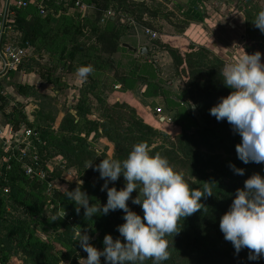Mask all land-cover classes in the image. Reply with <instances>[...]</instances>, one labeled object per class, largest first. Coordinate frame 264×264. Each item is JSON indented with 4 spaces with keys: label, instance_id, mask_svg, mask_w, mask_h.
Listing matches in <instances>:
<instances>
[{
    "label": "trees",
    "instance_id": "trees-1",
    "mask_svg": "<svg viewBox=\"0 0 264 264\" xmlns=\"http://www.w3.org/2000/svg\"><path fill=\"white\" fill-rule=\"evenodd\" d=\"M84 1L93 5L94 11L91 12L93 14L88 17L78 12L74 0H49L47 2L34 0L28 1L27 5L17 9L13 20L15 30L21 37L22 46H36L39 50L49 51L54 48L57 50L59 46H62L59 57L61 60L63 57L66 58L67 65L72 68L71 70L76 71L78 67L84 65H91L94 68V72L78 87L80 95L74 108L80 117L76 118L69 113L58 125H53V122H49L48 124H39L37 126L36 131L42 141L40 150L46 149V142H55L63 148V152L70 162L69 166L71 165L82 171L83 180L88 181L93 176L97 179L91 191L87 192L81 185L82 189L89 196H96L106 200L107 197L102 194L98 195L104 181L99 178L98 171H93L92 167L86 168V163L87 161L88 163L93 161V164H98L102 157L107 158L110 156L98 153L85 137L75 134L76 128L81 124L84 117L85 121L93 127L89 126L88 132L97 133L99 129H102L106 138L115 145L116 153L113 158L116 159L122 160L127 157L132 148L130 142L133 144L138 142L147 144L150 141V136L158 131L138 117L136 109L127 102L120 100L111 101L106 93L110 79L115 82V85L119 84V90L123 92L135 89L136 84L143 82L144 84H149V86H154L153 89L157 87L159 91H156V94L165 96L168 107L175 110L172 122L179 126L182 131L174 137H169L170 147H156L151 149V152L167 157L171 165H179L182 168L186 167L197 172L202 167L211 169V172L204 174L202 178L212 187L214 195L220 192L223 194L220 197L213 196V200L212 196L208 197L211 198L212 203H208L207 210L220 208L222 206L220 198L228 194L223 189H220L219 186H222L224 182L228 183L236 192L238 188L243 187L245 179L252 175L251 169H256L257 171L261 169V164H244L238 158L221 161L211 156L201 158L191 151V143L195 142L196 136L202 138L219 137L220 141H230L235 145L240 142V136L232 131L231 126L226 121L218 122L214 116L209 114V109L218 102L220 97L226 96L231 91V89L224 86L223 78L220 74L221 69L225 65L224 60L215 55L206 45L180 40V36L186 37L184 33L192 19L191 15L184 12L181 15L182 18L177 19L180 24L185 25L178 27L177 34H162L160 32L162 35L160 34L159 38L152 39V49L166 50L171 55L176 75L184 83L185 91L205 122V126H201L198 118L194 116L189 108L182 102L176 101L177 95L171 94V92L156 85L154 72H152L154 68L152 69L145 64L142 65L140 59L134 58L131 61L132 70L125 72L122 70L123 65L121 62L114 58V55L120 51L133 53L132 50L123 46L125 42L122 41V37L124 35H133L135 24L156 32L154 30V21L159 19L177 27V24L173 21V17L176 18V15L172 9H167V6L161 2L155 6H149L147 3L149 0ZM200 1L204 2L207 0ZM235 3L236 6L244 11L248 32L255 30L252 20L255 18L256 13L264 8L255 0H236ZM40 4H43L45 8L43 13L39 9ZM176 6L178 7L177 4ZM107 11L119 13L120 17L111 15L106 18V23H101V18ZM121 19H124V21ZM61 21L63 29L58 27ZM256 30L260 31L258 28ZM68 34H70V41H65L64 38ZM246 49L251 53L248 46ZM149 53H151V50ZM23 68L31 73L35 71L31 63L20 64L16 69L21 70ZM11 73L12 71L10 70L7 74ZM49 73L47 72L46 78L44 76L46 83H54L58 89L61 88V86H58L61 78L56 76L49 80ZM20 87L24 93L28 92L29 87L27 85L21 83ZM64 87H66L65 84ZM149 92L148 87L144 95L151 96L153 94ZM94 101L99 102V111L105 117V120L101 121L88 117L90 106ZM126 109L132 114L131 116L126 114ZM11 116H13L12 112L7 115V118L9 119ZM15 128H18V124H15ZM54 130L62 133V137H58L60 140L55 141L52 137L48 138V135ZM98 154L101 157H97ZM22 163L23 161H19L16 158L6 162L2 169V176H0V250L4 253L1 264L9 263V252L13 256H19L20 252H22L25 256L31 258L43 257L44 261L50 263L52 260L50 257H54L51 252L53 245L45 244L44 241L33 235L29 230L31 227L29 223L40 218L37 210L39 211L44 205V202L39 203L41 200L30 189H38L41 186L38 191L41 193L47 191L46 183L54 173L45 168L43 159L37 161L34 166H42L47 173V179L42 181L26 174ZM229 164L244 168V175L234 174ZM118 183L119 179L114 185L110 183L109 187L115 186L118 188ZM24 185H28L30 189H27ZM5 189L9 193L7 196L3 194ZM48 193L54 194L56 200L66 198L59 191ZM218 202L220 203L218 204ZM10 203L22 206L23 212L26 213L27 217L14 218L8 209ZM81 213L83 214L82 208ZM112 213L118 218L120 224L124 222L122 211L117 210L112 211ZM54 217L57 220L56 228H64L66 230V232H59L57 236L59 238L66 236L68 243H76V246H79L78 242L74 241L76 221H70L58 214H55ZM86 219L88 225L95 222V216L93 219ZM198 224L202 225L199 222ZM200 225L197 226L202 227ZM248 254L247 249H242L238 253L239 261L247 264L252 263L249 258L246 260ZM73 256L75 254L69 250L64 254V259H71ZM147 262L152 263L151 260H147Z\"/></svg>",
    "mask_w": 264,
    "mask_h": 264
},
{
    "label": "rangeland",
    "instance_id": "rangeland-1",
    "mask_svg": "<svg viewBox=\"0 0 264 264\" xmlns=\"http://www.w3.org/2000/svg\"><path fill=\"white\" fill-rule=\"evenodd\" d=\"M255 1L264 8V0ZM160 2L166 5L167 9H172L176 15V18L173 17V21L177 24V27L164 20L158 19L157 21H154L156 39L160 37V32H162V34H175L178 32V27L185 25L180 24V21L177 19L182 18L181 15L183 12L180 7H177L176 4L173 3V1H147L149 6H155ZM235 2L236 0L204 1V3H202L203 11L207 10V8L208 11L200 13L201 20H197V23L200 25L202 22V24L201 26L193 27L192 29H194V31H192L191 34L195 35L198 42L209 43L208 47L210 50L215 55L222 58L225 64L237 59L244 51L249 53L246 49L247 46L251 50V53L256 51L261 52V58L264 60V33L256 30L255 26V30L248 32L244 11L236 6ZM77 10L85 17L92 15L93 13L91 12L94 11L93 8L88 12H81L79 9ZM107 12L104 13L102 17L105 20L102 21L101 18V23H106V18L111 15L120 17V14L115 13L114 11ZM121 20L124 21V19ZM191 21H193V17L190 22ZM62 26L63 23L61 21L58 24V27L62 28ZM133 32V35H124L122 41H132L133 43H137L136 35L139 34V38L142 39L141 42H146L148 43V46H153L152 38L146 39L148 34L143 26L135 24ZM11 39H16L18 43L21 44L20 35L13 34ZM64 40L70 41V34L66 35ZM180 40L184 42H194L189 37L180 36ZM25 47L29 48L30 51L26 54L20 64L25 65L31 63L34 67L33 70L35 71L31 73L25 68L18 70L16 68L20 65L19 64L14 71L11 70V74H7L8 72L0 74V126L2 127V137H0V176H2L4 164L11 161L13 158L23 161L22 167L25 172L27 164L34 166L37 161L43 159L45 161V168L54 173L53 176H51V179L46 183L48 192H62V188L65 186L71 190L77 186V182L79 183V181H82V186L87 192H89L92 190L94 183L97 180L96 177L93 176L88 181L83 180L82 171L71 165L69 166L70 162L63 152L64 149L58 146L55 142H46L48 143H45L46 149L40 150V144L42 141L39 139L38 132L36 131L39 124L53 122V125H58L69 113L76 118L80 117L74 106L78 102L80 95L78 87L83 84L84 80L77 75L76 71L71 70L72 68L67 65L66 58L63 57L62 60L60 59L59 55L62 46H59L57 50L54 48L51 51L39 50L36 46ZM128 54L129 53L127 52L120 51L114 55L115 60L120 61L123 65L122 70L125 72L132 70L133 65L131 61L136 58L132 55L129 56ZM137 58L140 60H147L145 55L140 57L139 54V57ZM161 71L162 74L160 73L159 81L155 80L156 85L171 92V94H177L176 101L185 104L194 116L198 118L200 125L205 126V122L196 110L195 104L191 101L190 96H188L189 98H185L183 92H177L178 88L175 86V79L180 78L176 75L174 67L170 70L162 69ZM47 72H50L49 80L56 76L61 78V81L58 83V86H61V88L58 89L54 83H46L44 76L46 78ZM21 83L29 87L27 93H24L21 89ZM114 83L115 82L112 79L108 82V92L106 91L107 96H109L108 98H110L111 101L120 100L127 102L130 106L136 109L138 117L142 118L147 125L158 131L150 136V141L147 143L149 148L170 147V143L168 142L169 137H174L182 131L179 126H176L172 122L175 110L168 107L164 95L156 94V91H159V89H157V87L156 89H153L154 86L139 82L138 85L136 84L135 89L129 90L138 92L136 102L138 103V101H140V103L136 104L131 97L130 99H126L124 97L125 93L119 90L120 85H115ZM64 84L66 87L63 88ZM148 87L149 91L153 94L151 96H143L139 90L141 88H147L148 90ZM154 97H156L158 101L155 100ZM99 105L100 104L97 101L92 102L88 117L103 121L105 120V117L100 114ZM11 112L13 113V116L8 119L7 115ZM125 112L127 115H132L128 109H126ZM15 124H18L17 129L15 128ZM89 126L91 125L87 123L83 117L81 124L76 128L75 134L85 137L89 144L98 153H104L113 158L116 153L114 143L106 138L102 129H99L97 133L91 131L88 132ZM51 137L54 138L55 141L60 140L58 137H62V133L54 130L48 135V138ZM133 145L134 144L130 142V146L132 147ZM235 146L236 145L230 141H220L219 137L202 138L196 136L195 142L191 143V151L201 158L211 156L222 161L225 159L237 158ZM86 164L88 165V161ZM172 165L176 170L182 172L185 178L192 182V186L195 187L207 183L202 177L204 174H209L208 172H211V169L209 168L202 167L197 172L187 169L186 167L182 168L179 165ZM35 169L37 171H42L44 177L30 176H34L36 179L42 181L47 179L46 170L42 166L36 165ZM250 172L252 174L260 173L264 175V165L261 164V169L259 171L251 169ZM68 177L71 179L69 180ZM24 186L27 189H30L28 185ZM123 186L124 179L121 176L117 189ZM39 188H41V186L38 187V189H30V191L41 200L39 203L44 202V205L39 211L37 210L38 214H40V218L29 223L31 226L29 230L33 235L44 241L45 244L53 245L51 252L54 254V257H50L52 260L49 263L44 261L42 259L43 257L31 258L25 256L22 252H20L21 254H19V256H13L9 252L10 260L8 264H78L79 258L87 255L79 248V246H76V243H68L66 241V236L61 238L57 236L59 232H66V230L64 228H56L57 220H53L55 214L61 215L70 221H76L77 225H75L74 235L80 229H87L92 237L91 243L98 248L103 247L102 241L105 234H111L113 238L119 236L117 226L120 225V222L112 212L108 215L95 216V222L88 225L87 219L81 211L79 215L76 213L75 204L73 202L69 201L67 198L56 200L54 194L48 193L47 191L41 193L38 191ZM219 188L223 189V191L228 194L223 198H220L223 207L221 206L215 210H207L208 203H212L215 196L220 197V195L223 194L222 192L213 195L214 197L212 196V200L211 198H207L206 200L202 198L205 205V211H200L184 218V220L181 221L182 227L180 231L173 237H167L169 241L170 257L167 261H164L163 264H247L239 261L240 259L238 258V254L233 245L231 242L224 239L223 234L219 229V219L228 209L235 195V191L228 185V183L224 182ZM3 194L7 196L9 193L5 189L3 190ZM99 194L107 197L106 191H100L98 195ZM136 195L137 192L134 190L132 196ZM89 197L90 203H106V200H102L96 196ZM220 202H218V204ZM128 204L132 210L142 214L139 205L132 204L131 200L128 201ZM8 209L14 218L21 219L27 217L26 213L23 212L22 206L15 203H10ZM198 222L202 225L198 224ZM197 225L202 227H198ZM69 250L75 254L76 258L73 256L71 259H64V254ZM248 255L246 260H248ZM3 256L4 253L0 250V264ZM101 260L103 264V258H101ZM145 264L152 263L146 261ZM250 264H264V258L252 260V263Z\"/></svg>",
    "mask_w": 264,
    "mask_h": 264
},
{
    "label": "clouds",
    "instance_id": "clouds-1",
    "mask_svg": "<svg viewBox=\"0 0 264 264\" xmlns=\"http://www.w3.org/2000/svg\"><path fill=\"white\" fill-rule=\"evenodd\" d=\"M252 23L264 33V9L256 13ZM93 72L91 65L76 69L82 80H87ZM220 74L224 86L231 91L220 97L209 114L218 122L226 121L240 136L235 150L242 163L264 165V60L261 52L244 51L237 59L226 63ZM88 167L98 171L104 181L101 191L107 193L106 203H90L82 181L71 190L63 187L64 197L75 204L78 215L82 208L85 218L120 210L124 222L117 226L118 237L105 234L102 248L91 243L87 229L77 231L74 241L87 254L79 258L78 264H102L101 258L103 264H145L147 260L163 264L170 257L167 237L180 231L184 218L205 211L202 198L206 200L214 195L209 183L193 187L167 157L153 154L144 142L135 143L122 160L102 157L98 164L89 162ZM229 167L234 174L244 175V168L234 164ZM121 176L123 187H109ZM134 190L136 196H132ZM129 200L140 206L142 214L129 207ZM219 229L237 254L247 249L249 260L264 258V175L254 173L245 179L243 187L236 190L230 206L221 215Z\"/></svg>",
    "mask_w": 264,
    "mask_h": 264
},
{
    "label": "built area",
    "instance_id": "built-area-1",
    "mask_svg": "<svg viewBox=\"0 0 264 264\" xmlns=\"http://www.w3.org/2000/svg\"><path fill=\"white\" fill-rule=\"evenodd\" d=\"M28 1L34 0H4L3 8L0 12V74L14 70L24 59L30 49L22 46L16 39L12 40L13 34H17L15 24L13 23L17 9L24 7ZM49 0H40L47 2ZM75 7L81 12H88L93 8V5L84 0H74ZM43 13L45 8L43 4L39 6ZM108 13V12H107ZM110 13V12H109ZM105 19L102 18V21ZM149 38L154 39L156 32L146 29ZM29 49V50H28ZM0 137H2V127L0 126ZM27 174L43 178L44 173L37 171L34 166L27 164L25 167Z\"/></svg>",
    "mask_w": 264,
    "mask_h": 264
},
{
    "label": "crops",
    "instance_id": "crops-1",
    "mask_svg": "<svg viewBox=\"0 0 264 264\" xmlns=\"http://www.w3.org/2000/svg\"><path fill=\"white\" fill-rule=\"evenodd\" d=\"M173 1L174 4H177L178 7H180V9L182 10V12L184 13H187L189 15H191L193 17V21H191L187 28H186V31L184 33V36L186 37H189L190 39H192V41H194L195 43H202L203 45H207L209 46V43L207 44L206 42H198L196 40V37L194 34H191L192 31H194V29H192L193 27H197V26H201V24L199 25L197 23V20H201V12H205V11H208V8L207 10L203 11V5L202 3H204L203 1H200V0H171ZM3 4H4V0H0V12L3 8ZM206 15V13H205ZM204 28V27H202ZM137 37V43H133L132 41H127L126 43H129L131 44L132 46H134L135 48H139V47H142V46H145L148 48V50L150 51L151 50V53L150 55H145L147 58V60H140L142 62V65H148L150 66V68H154V70L152 72H154V76H155V80H158L159 81V78H160V73L162 72L161 70L162 69H165V70H170L172 67H173V59L171 57V55L166 51V50H160V49H156V48H153L152 49V46H148V43H143L141 42L142 39L139 38V34L136 35ZM146 39H149V36H147ZM151 44V43H150ZM129 56H133V57H139V53L138 51H133V53H129L128 54ZM139 59V58H138ZM24 74V73H23ZM162 74V73H161ZM175 86L178 88V93L179 92H183L185 95L184 97H188V94L187 92L185 91V85L184 83L181 81V79H178L176 78L175 79ZM146 91L145 88H141L139 90V92L143 95H144V92ZM176 91V90H175ZM125 93V98L127 99H130V97L133 99L134 102H136L137 100V96H138V92L136 91H128V92H124ZM174 95H177V94H174ZM155 100L158 101V99L156 97H154ZM189 98V97H188ZM128 101V100H127ZM138 103H140V101H138ZM136 102V104H138ZM192 103V102H190ZM137 106V105H135Z\"/></svg>",
    "mask_w": 264,
    "mask_h": 264
},
{
    "label": "water",
    "instance_id": "water-1",
    "mask_svg": "<svg viewBox=\"0 0 264 264\" xmlns=\"http://www.w3.org/2000/svg\"><path fill=\"white\" fill-rule=\"evenodd\" d=\"M137 1H144V0H137ZM123 46L129 48V49L132 50V51H138V53H139L140 55H150L148 48L145 47V46L139 47V48L137 49V48H135L134 46H132L131 44L126 43V42L123 43Z\"/></svg>",
    "mask_w": 264,
    "mask_h": 264
}]
</instances>
